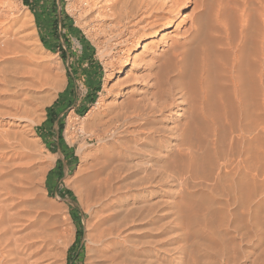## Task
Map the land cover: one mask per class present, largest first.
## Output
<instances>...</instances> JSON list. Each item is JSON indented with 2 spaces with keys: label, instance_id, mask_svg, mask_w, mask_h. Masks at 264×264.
Masks as SVG:
<instances>
[{
  "label": "rangeland",
  "instance_id": "obj_1",
  "mask_svg": "<svg viewBox=\"0 0 264 264\" xmlns=\"http://www.w3.org/2000/svg\"><path fill=\"white\" fill-rule=\"evenodd\" d=\"M0 1L4 55L0 76L9 72L6 76L13 78L7 77L10 93L3 96L5 105L0 108L15 113L2 120L10 125L7 138L12 142L4 138L0 150L14 154L12 144L17 143L31 158V207L46 213L59 230L53 264H97L90 236L93 215L77 184L87 164L83 155L110 160L104 193L109 200L114 264H264V101L254 109H229L216 127L190 113L182 116L184 105L179 103L178 144L170 148L167 141L153 136L133 150L125 144L126 129L138 123L125 125L121 119L129 100L145 96L146 86L138 80L144 74L139 64L157 50L155 45L151 48L155 38L145 41L139 51L132 48L129 61H122L121 54L134 23L142 17L139 5L152 0H139L140 4L138 0L135 4V0ZM222 1L210 0L209 10ZM193 6L186 4L181 16L193 14ZM158 17L147 20L157 22ZM256 27L253 23L246 27L254 35L243 44L246 51L257 43ZM169 30L168 34L175 31ZM18 45L32 61L11 52ZM91 66L96 71L87 72ZM92 81L99 84L90 106L75 109L73 102L89 97ZM131 81L130 88L136 87L139 94L121 95L122 85ZM169 126L160 124L167 132ZM184 130L191 135L195 151L199 155L210 151L212 158L211 164L203 161L198 174L189 178L180 176L191 146L181 140Z\"/></svg>",
  "mask_w": 264,
  "mask_h": 264
},
{
  "label": "bare ground",
  "instance_id": "obj_2",
  "mask_svg": "<svg viewBox=\"0 0 264 264\" xmlns=\"http://www.w3.org/2000/svg\"><path fill=\"white\" fill-rule=\"evenodd\" d=\"M209 1L159 0L153 2L152 0L153 3L149 1L150 3L145 5L143 2L140 4L139 1V8L133 7L135 10L136 8L141 10L140 13L143 14L134 23L137 29L133 28L132 37L129 36L130 39L125 40L127 43H125L123 54H121V60L129 61L133 49L139 51L149 38H155L151 48L155 45L159 51L151 52V56L148 59L144 57L142 63L139 64L140 71L144 74L138 80L144 82L146 86L145 96L129 100L128 110L121 119L125 125L132 124L134 121L138 123L132 130H129V127L126 129L127 142L122 141L128 147L133 149L144 142L145 138L153 136H157L158 140L162 142L167 141L170 148L177 145L175 139L180 134H177L179 127L175 122V115L179 103L184 105L180 107L182 116L186 117V114L190 113L193 118L216 127L225 120L229 109L244 111L245 108L251 106L254 109L255 105L264 101V0H255V3L252 0H241V3H236V0H223L210 10L208 8ZM190 3L194 4L193 14L187 13L182 17L181 11L186 8V4ZM156 16H159L157 22L152 21L154 19L147 20ZM207 18L209 24L205 21ZM24 21L29 22L27 16ZM143 22L146 23L145 26L141 25ZM250 23L257 26L259 31L256 30V33L259 34L257 33L255 47L246 51L243 44L253 35L246 32V27ZM171 27H174L175 31L168 34ZM138 33L142 35L139 36ZM133 42L135 45L130 47L129 44ZM160 42H164L161 47L159 46ZM17 43L19 42H16V45ZM14 48H16L15 51L11 47L12 53L19 54L22 60L26 58L32 61L30 54L25 52L24 48L20 49L16 46ZM170 50L171 55L169 54ZM1 51L4 52V50ZM2 56L4 55L0 53V57ZM129 71L131 69L126 72L127 75ZM6 75H4L5 77L0 76V107L5 105L2 103L3 98L6 99L3 96L9 92L7 89L9 88L7 87L8 78H12V76ZM122 86L125 90L121 91V95L127 92H132L133 95L139 94L136 87L130 88L132 81ZM140 92L143 91L140 90ZM10 99V102H13L12 98ZM11 106H14V103ZM13 110L12 108L10 110L0 108V144L4 138L10 139L11 137L10 125L8 128L2 124V120L6 116H15ZM162 123L170 124L169 132L160 127ZM115 130L119 131V129ZM16 132L18 131L16 130ZM115 132L112 133L115 134ZM196 132L200 134L199 130ZM190 136V134L186 135L185 131L182 133L181 139L187 140L186 143L191 145L187 148L188 153L185 152L187 156L182 163L183 171L180 172V176L187 178H189L188 175H195L198 172L203 161L210 164L212 161V158L209 157L210 151L202 155L195 151ZM13 144L12 149L15 155L13 153L6 154L0 150V264H53L54 253L52 250L59 230L51 225L50 218L45 216L46 213L31 207L29 192L33 167L31 158L29 159L28 155L22 152L20 146H15L17 143ZM83 157L87 164L84 173L78 178L77 184L82 189L83 195L89 200L90 212L93 215L92 230L90 231L94 242L92 249L98 254L97 264H114L110 246L114 238L111 217L108 214L109 200L104 193L108 181L110 160L106 158L107 156L100 155L98 157L87 156V158L83 155Z\"/></svg>",
  "mask_w": 264,
  "mask_h": 264
},
{
  "label": "crops",
  "instance_id": "obj_3",
  "mask_svg": "<svg viewBox=\"0 0 264 264\" xmlns=\"http://www.w3.org/2000/svg\"><path fill=\"white\" fill-rule=\"evenodd\" d=\"M86 51V50H85ZM93 63H91V65H92ZM92 68V69H91ZM91 68L90 67H88V68H86V70H87V72L89 71V72H92V71H96V69L93 67V66H91ZM98 80H99V78H98ZM96 83H97V80H96ZM99 84V83H98ZM98 84L97 85H95V83H94V81H92L91 83H89V87H90V94H89V97L86 99V100H82L81 102H79V104H75L74 102L72 103V105L74 106V108L75 109H77V107H88V106H90V105H88L89 103H90V98L91 97H94L95 95H96V90L98 89ZM68 95L69 96H71L72 95V93H71V95H70V93H68ZM65 96V95H64ZM65 98V97H64ZM61 101V100H60ZM76 105V106H75ZM53 112H52V110H51V114H52ZM52 118H54L53 116H51V119Z\"/></svg>",
  "mask_w": 264,
  "mask_h": 264
}]
</instances>
